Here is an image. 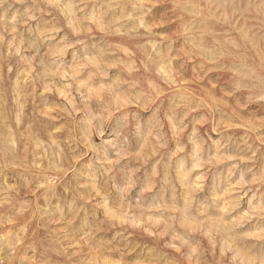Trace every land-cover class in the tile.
I'll return each mask as SVG.
<instances>
[{"label": "rangeland", "instance_id": "obj_1", "mask_svg": "<svg viewBox=\"0 0 264 264\" xmlns=\"http://www.w3.org/2000/svg\"><path fill=\"white\" fill-rule=\"evenodd\" d=\"M0 264H264V0H0Z\"/></svg>", "mask_w": 264, "mask_h": 264}]
</instances>
